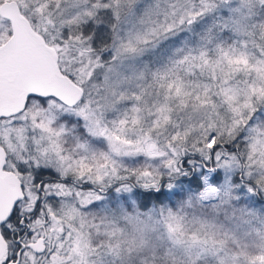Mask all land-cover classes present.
<instances>
[{
  "label": "snow or ice",
  "instance_id": "1",
  "mask_svg": "<svg viewBox=\"0 0 264 264\" xmlns=\"http://www.w3.org/2000/svg\"><path fill=\"white\" fill-rule=\"evenodd\" d=\"M0 264H264V0H0Z\"/></svg>",
  "mask_w": 264,
  "mask_h": 264
}]
</instances>
